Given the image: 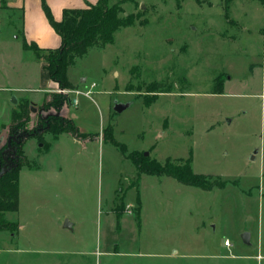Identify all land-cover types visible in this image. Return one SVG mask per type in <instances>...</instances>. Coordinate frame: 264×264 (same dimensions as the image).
Returning <instances> with one entry per match:
<instances>
[{
	"label": "rangeland",
	"instance_id": "374dc122",
	"mask_svg": "<svg viewBox=\"0 0 264 264\" xmlns=\"http://www.w3.org/2000/svg\"><path fill=\"white\" fill-rule=\"evenodd\" d=\"M223 1H126L124 10L141 12L145 23L76 59L69 77L84 93L56 85L27 97L26 125L11 116L24 93H11L0 152L12 162L9 139L29 136L25 156L38 169L22 166L19 210L0 214L20 225L18 233L0 229V264H234L224 240L244 242L246 228L253 245L234 251L256 255L260 212L264 218V0H233L228 17ZM12 76L15 85L32 83ZM218 76L224 91L214 94ZM155 83L171 92L148 106ZM116 103L129 106L117 112ZM58 115L76 132L55 138L45 131L42 121ZM112 131L128 153L149 152L160 162L192 155L195 172L229 182L208 191L165 175L136 181V166L105 140ZM41 132L50 149L39 142ZM94 135L104 141H85Z\"/></svg>",
	"mask_w": 264,
	"mask_h": 264
},
{
	"label": "trees",
	"instance_id": "16d2710c",
	"mask_svg": "<svg viewBox=\"0 0 264 264\" xmlns=\"http://www.w3.org/2000/svg\"><path fill=\"white\" fill-rule=\"evenodd\" d=\"M129 0H119L110 3L109 0H98L95 4H88L86 8H67L63 11V17L60 21L54 18V15L43 0V8L48 17V20L55 31L61 37V45L57 48H41L36 42L29 43L23 41L24 49L32 50L35 57L39 61L45 63V67L50 73L52 81H54L59 88L74 90L76 85L69 78V69L75 64L78 57H82L88 53L93 46L104 47L108 43H112L115 39V33L122 28L134 26L137 23L143 25L145 20L142 18L141 12L127 13L122 4ZM203 2L204 0H197ZM233 0H224V8L226 10V17H228V9ZM181 0H178V5ZM221 76V75H220ZM218 76L215 80L214 94H221L224 91V80ZM161 85L154 84L149 86V92H154L153 97H145L146 105L153 104L160 92H171V87L167 89H160ZM69 103V99H67ZM29 100L21 101L20 110L12 111V119L16 125H26L31 119V111L29 110ZM63 105V103H62ZM42 121V120H41ZM44 129L51 133L55 138L64 132H75V128L70 126L68 120L63 116H49L48 119L43 120ZM14 132V129L12 130ZM38 136L39 142L44 143V148H49V143L43 140L42 136ZM29 138L19 135L17 138L11 136L9 139V148L12 151V162L6 163L5 154L0 152V164L4 163L6 166L0 169V214L9 211H18L20 203V171L22 166H32L25 156L24 143ZM105 140L114 144L121 151L122 155L131 160L137 168L136 181H139L142 174L169 176L182 184L199 187L203 190H213L215 188H225L228 180H224L220 175L197 173L194 171L192 163V155L186 159H173L168 157L165 162H160L149 155H145L139 151H132L128 153L127 146L119 142L114 137L112 131L110 136H105ZM134 181V184L136 183ZM233 184H238L235 181ZM140 210L136 211V218L138 223L141 222V203L138 202ZM117 217V223L123 214L121 209L114 210ZM4 221V220H3ZM0 221V229H8L13 232L15 228L16 233L19 230V224L14 222Z\"/></svg>",
	"mask_w": 264,
	"mask_h": 264
},
{
	"label": "crops",
	"instance_id": "0c3cea01",
	"mask_svg": "<svg viewBox=\"0 0 264 264\" xmlns=\"http://www.w3.org/2000/svg\"><path fill=\"white\" fill-rule=\"evenodd\" d=\"M45 1L50 7L54 15V18L57 21H60L63 17V11L65 9L86 8L88 7L89 3L95 4L98 0H45ZM24 40L28 41L29 43L36 42L41 48H57L61 45V37L50 24L48 17L44 11L43 0H0V69H1L0 77H3V82H0V89H1L0 104H2L1 106L4 107V110L6 112L4 117H2L0 120V126H3L8 119L7 117L8 109H9L8 101L11 93L22 92L24 94L20 95V97H23V100L24 99L29 100V98H27L29 96L37 95V93L40 94L42 92H49L55 89V87H57L56 86L57 84L54 81H52L50 77V73L45 67V63L43 61L37 60L32 50L24 49L23 47ZM14 73L18 74L19 80L23 79L26 80L27 82H32V83H28V84L26 83L20 86L15 85L17 83L13 81L14 76H12ZM37 76H39V78L41 77V79H39L38 82H37ZM73 84L76 85V89H77L78 88L77 83L73 82ZM9 92L10 94L7 96L6 93ZM78 104L79 102L77 99V103L75 104L76 107L78 106ZM68 106L73 107V105H71L70 103H68ZM92 138L96 140L98 139L99 142L103 140L102 137L100 138L99 136L94 135L93 137H90L89 140H85V141L90 142ZM28 139L25 141L24 146L28 141ZM50 148L51 147H49L48 149ZM33 166L35 165L32 164L30 168L33 169L34 168ZM35 169H38V166L37 167L35 166ZM259 185L262 186L261 187L262 190L259 189L261 190L260 191L261 195L259 196L260 201L264 204V185L261 184ZM136 205H138V203ZM263 219H264L263 215L260 212L258 235H256L257 236L256 255L246 254V248H244L243 253L235 252L234 251L235 247L236 249H238L239 246L241 245H245L244 247H246V243L242 241L232 242L229 238H225V240L227 239L230 240L229 245H225V240H224V247L228 249V253H229L228 256H231L232 259H235L236 262L234 264H240V263L246 264V260L248 259L249 260L255 259L258 261L259 264H264ZM116 221H117V217H116ZM117 225L119 224L117 223ZM243 232H249L250 234L249 245L252 246L254 242L253 231L246 228L241 231V233Z\"/></svg>",
	"mask_w": 264,
	"mask_h": 264
},
{
	"label": "water",
	"instance_id": "95a60500",
	"mask_svg": "<svg viewBox=\"0 0 264 264\" xmlns=\"http://www.w3.org/2000/svg\"><path fill=\"white\" fill-rule=\"evenodd\" d=\"M142 8H145V4H144V3H142ZM82 80L85 81V78H83ZM12 102H14V103L17 102V98H16L15 96H13V98H12ZM128 106H129L128 103H116L114 109H115V111H117V112H121V111H123L125 108H127ZM40 146H43V143H41ZM144 154L147 156V155H149V152H145ZM1 174H2V173H0V175H1ZM71 226H72V224H71L69 221H67V222L65 223V227H71ZM242 239H243V241H244L245 243L249 244V243H250V234H249V232H244V233L242 234Z\"/></svg>",
	"mask_w": 264,
	"mask_h": 264
},
{
	"label": "built area",
	"instance_id": "2783aa9c",
	"mask_svg": "<svg viewBox=\"0 0 264 264\" xmlns=\"http://www.w3.org/2000/svg\"><path fill=\"white\" fill-rule=\"evenodd\" d=\"M96 84L95 83H92V87L93 86H95ZM0 91H1V89H0ZM65 91H67V92H76L77 94H82V93H84V92H81V91H79V90H77V89H74V90H67V89H65ZM90 90L87 92H85V94H89L90 95ZM74 102L75 103H77V99H74ZM230 244V240H225V245H229Z\"/></svg>",
	"mask_w": 264,
	"mask_h": 264
}]
</instances>
